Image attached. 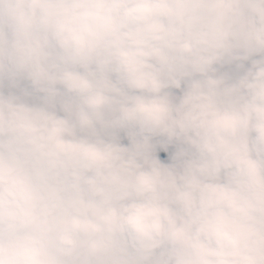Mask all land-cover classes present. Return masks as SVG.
I'll list each match as a JSON object with an SVG mask.
<instances>
[{"label":"clouds","instance_id":"9594fccd","mask_svg":"<svg viewBox=\"0 0 264 264\" xmlns=\"http://www.w3.org/2000/svg\"><path fill=\"white\" fill-rule=\"evenodd\" d=\"M0 264H264V0H0Z\"/></svg>","mask_w":264,"mask_h":264},{"label":"rangeland","instance_id":"374dc122","mask_svg":"<svg viewBox=\"0 0 264 264\" xmlns=\"http://www.w3.org/2000/svg\"><path fill=\"white\" fill-rule=\"evenodd\" d=\"M167 162V161H166Z\"/></svg>","mask_w":264,"mask_h":264},{"label":"trees","instance_id":"16d2710c","mask_svg":"<svg viewBox=\"0 0 264 264\" xmlns=\"http://www.w3.org/2000/svg\"><path fill=\"white\" fill-rule=\"evenodd\" d=\"M126 142V141H125Z\"/></svg>","mask_w":264,"mask_h":264}]
</instances>
